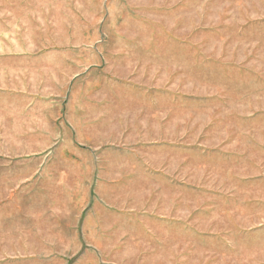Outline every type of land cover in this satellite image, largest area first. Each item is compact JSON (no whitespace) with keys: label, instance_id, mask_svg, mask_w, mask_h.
Listing matches in <instances>:
<instances>
[{"label":"rangeland","instance_id":"obj_1","mask_svg":"<svg viewBox=\"0 0 264 264\" xmlns=\"http://www.w3.org/2000/svg\"><path fill=\"white\" fill-rule=\"evenodd\" d=\"M0 264H264V0H0Z\"/></svg>","mask_w":264,"mask_h":264}]
</instances>
